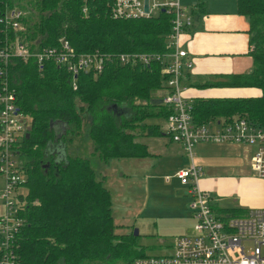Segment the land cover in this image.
Returning <instances> with one entry per match:
<instances>
[{"label": "trees", "instance_id": "1", "mask_svg": "<svg viewBox=\"0 0 264 264\" xmlns=\"http://www.w3.org/2000/svg\"><path fill=\"white\" fill-rule=\"evenodd\" d=\"M114 0H0V45L19 39L30 47L67 40L76 54L107 55L99 73L11 55L0 63V81L13 90L19 112L27 117L24 132L12 146L20 180L16 183L17 215L22 223L14 236L16 264H101L117 259L130 264L144 256L128 234L114 233L111 194L86 156L71 153L72 136L90 140L91 154L110 158H143L147 145L136 137L161 134L158 123L167 110L151 103L167 73L161 59L148 64L120 63V52L163 53L172 14L160 7L140 16L113 17ZM205 0H194L188 14L198 15ZM236 13L247 19V71L222 74L195 87L254 88L256 95L193 96L197 121L237 115L264 126V0H235ZM20 11L17 27L5 25L3 10ZM192 21V19H191ZM142 132V133H141ZM74 137V136H73ZM68 150V152H67ZM246 208L226 207L225 214ZM136 248V249H135Z\"/></svg>", "mask_w": 264, "mask_h": 264}, {"label": "built area", "instance_id": "2", "mask_svg": "<svg viewBox=\"0 0 264 264\" xmlns=\"http://www.w3.org/2000/svg\"><path fill=\"white\" fill-rule=\"evenodd\" d=\"M142 0H114L111 7L113 17L147 15L160 7L172 14L167 38L169 50L163 53L120 52V63L148 64L161 59L167 73L164 86L158 97L167 110L165 126L171 141L189 156L187 168L176 172L180 183L186 185L184 194H189L190 216L194 221L193 235H179L172 250L162 255L135 257L130 264H264V206L246 208L241 214H217L210 203V195L201 189L198 176L201 167L193 161V147L198 143H233L251 145L250 171L264 178V126L237 115L210 116L197 121L192 116L191 99H186L182 91L193 61L181 46L180 35L191 26V16L180 0H148V12L143 11ZM19 11L4 12L5 25L17 27ZM11 55L23 60L33 59L37 64L45 61L63 66L71 75L78 69L99 73L107 55L97 52L76 54L67 40L57 45L30 47L18 38L4 41L0 45V63L7 62ZM1 66V64H0ZM1 74V73H0ZM15 95L5 79L0 81V174L3 185L0 201V264H16L13 252L14 236L22 223L17 215L16 183L20 174L13 159L12 146L24 132L27 117L18 111Z\"/></svg>", "mask_w": 264, "mask_h": 264}, {"label": "rangeland", "instance_id": "3", "mask_svg": "<svg viewBox=\"0 0 264 264\" xmlns=\"http://www.w3.org/2000/svg\"><path fill=\"white\" fill-rule=\"evenodd\" d=\"M193 2L188 0L186 6L189 8ZM180 3L184 5L182 0ZM4 12L9 13V9L5 7ZM151 12H157V8ZM159 93L161 90L153 91L154 95ZM147 121L158 123L162 133L136 137L147 145L149 151L148 156L141 160L110 158L105 164L91 154L90 140L82 133L72 136L70 144L73 145L69 152L86 156L95 167L98 178L109 189L114 233L126 232L143 255H162L172 250L177 236L195 233L188 207L191 197L184 194L186 185L176 177L178 170L189 166L190 159L180 145L170 140L164 118L152 117ZM246 150L247 146L233 143L205 142L193 147V161L201 167L199 185L211 196L210 202L217 214L224 213L219 209L223 205H236L239 201L236 191H220L219 187L228 190L239 176L248 172L247 159L241 156ZM258 180L262 182L264 178ZM204 181L208 184L207 188L202 186ZM2 185L3 177L0 174V189ZM233 197L236 199L233 200ZM2 211L0 201V213ZM101 264L123 263L117 259Z\"/></svg>", "mask_w": 264, "mask_h": 264}, {"label": "crops", "instance_id": "4", "mask_svg": "<svg viewBox=\"0 0 264 264\" xmlns=\"http://www.w3.org/2000/svg\"><path fill=\"white\" fill-rule=\"evenodd\" d=\"M182 1L185 5H183L184 8L188 12L190 9L186 6L188 0ZM191 19V26L180 35L181 46L188 52L193 61L192 69L188 72V78L183 82L185 89L182 93L185 98L191 99L193 96H246L258 94V90L254 88L216 86L201 88L189 84L207 80L214 81L220 79L222 74L250 69L251 60L248 55L250 46H248V33L246 32L247 19L243 15L236 13L235 0H205L204 10H201L198 15H193ZM243 146H247L246 152L241 156L247 159L248 172L243 176H239L233 182V186L229 187L230 190L219 187L220 191H236L239 201L236 205H223L219 209L264 206V181H259L258 179L260 178L255 176L249 167L253 147L251 145ZM138 160H141V158H138ZM202 186L207 188V182L204 181ZM232 199L236 198L233 197ZM211 206L214 209L212 203Z\"/></svg>", "mask_w": 264, "mask_h": 264}, {"label": "water", "instance_id": "5", "mask_svg": "<svg viewBox=\"0 0 264 264\" xmlns=\"http://www.w3.org/2000/svg\"><path fill=\"white\" fill-rule=\"evenodd\" d=\"M142 7L144 12H148V0H142ZM151 103L153 104H160L161 98L160 97H153L151 98ZM133 232L136 234V229L133 230Z\"/></svg>", "mask_w": 264, "mask_h": 264}]
</instances>
